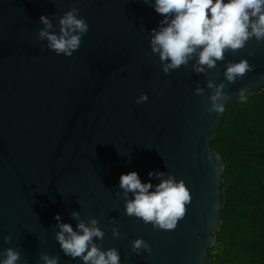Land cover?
Returning a JSON list of instances; mask_svg holds the SVG:
<instances>
[{
  "label": "water",
  "instance_id": "95a60500",
  "mask_svg": "<svg viewBox=\"0 0 264 264\" xmlns=\"http://www.w3.org/2000/svg\"><path fill=\"white\" fill-rule=\"evenodd\" d=\"M73 6L89 31L71 57L58 56L37 38L40 17L58 34V17ZM163 18L154 0H0V252L14 248L18 264H44L42 252L58 264H83L54 238L57 214L76 230L72 212L85 223L98 220L105 236L94 242L116 248L120 264H211L206 251L220 228L224 165L209 142L225 111H207V80L227 85L225 110L242 88L262 92L264 41L225 53L208 75L192 70L195 60L165 74L149 42ZM241 59L253 71L229 84L227 63ZM141 94L148 100L137 104ZM131 171L154 186L150 171L185 182L191 203L174 230L126 215L119 180ZM137 238L151 253L131 251Z\"/></svg>",
  "mask_w": 264,
  "mask_h": 264
},
{
  "label": "clouds",
  "instance_id": "9594fccd",
  "mask_svg": "<svg viewBox=\"0 0 264 264\" xmlns=\"http://www.w3.org/2000/svg\"><path fill=\"white\" fill-rule=\"evenodd\" d=\"M144 3L152 5V0H144ZM154 9L164 18L158 28L151 30L149 42L151 52L159 56L165 74L181 66L187 68L190 61L195 60L192 70L208 75L218 61L225 59V53L235 54L252 38L264 41V0H154ZM79 13V8L73 6L59 16L58 34L53 31L51 19L42 15L40 22L44 27L37 34L38 40H46L47 48L56 55L71 57L80 48L82 36L89 31L87 21ZM250 71H253V66L247 59H241L235 63L228 62L223 75L231 84ZM226 86L223 82L216 84L212 79L207 80V88L212 89L211 103L207 108L209 113L225 111L224 101L228 99L224 91ZM204 92L203 87L195 89L196 95H203ZM246 93V89H240V99H244ZM147 100V94H141L136 103ZM148 176L159 183L155 186L151 182L144 183L135 171L121 174L119 188L123 190L126 215L139 218L156 229L174 230L185 217L186 206L191 203L190 190L183 180L177 181L171 174L163 179L165 173L150 171ZM129 193L133 198H128ZM71 215L79 221L76 230L71 224L62 223L59 214L54 217L59 229L54 238L64 255L72 259L80 258L83 264H120V253L116 248L102 250L94 242V238L103 241L105 236L98 227V220L92 218L85 223L79 219L78 212ZM112 235L119 237L117 227L112 228ZM4 240L10 243L12 236ZM131 251L151 253V247L145 240L137 238L132 241ZM0 257H3L0 264H18L21 254L14 248H8L0 252ZM40 260L44 264H58L59 257L42 252Z\"/></svg>",
  "mask_w": 264,
  "mask_h": 264
},
{
  "label": "trees",
  "instance_id": "16d2710c",
  "mask_svg": "<svg viewBox=\"0 0 264 264\" xmlns=\"http://www.w3.org/2000/svg\"><path fill=\"white\" fill-rule=\"evenodd\" d=\"M209 146L224 165L211 264H264V90L227 107Z\"/></svg>",
  "mask_w": 264,
  "mask_h": 264
}]
</instances>
